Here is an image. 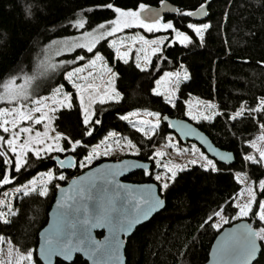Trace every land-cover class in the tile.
I'll use <instances>...</instances> for the list:
<instances>
[{"label":"trees","instance_id":"16d2710c","mask_svg":"<svg viewBox=\"0 0 264 264\" xmlns=\"http://www.w3.org/2000/svg\"><path fill=\"white\" fill-rule=\"evenodd\" d=\"M176 7L178 13L163 17L162 22L172 20L174 27L191 38V43L181 45L173 39L170 29H158L152 33L138 27L127 32L140 31L147 38L166 35L159 54L151 59L148 68H137L133 58L125 64L114 61V53L107 40L97 44L93 53L77 50L59 60H74L76 55L85 56L82 61L63 65L49 78L46 87L36 95L49 93L52 88L63 85L73 96V107H58L55 119L69 135L75 139L83 136L87 127L79 110V100L63 78V73L72 67L88 61L96 51H100L107 64L117 73L114 86L121 93L119 101H107L102 106L93 105L94 118L101 120V125L93 126L91 136H83L82 146L72 152L76 165L72 170L63 171L65 175L61 185H65L80 172L77 164L83 159L86 150L99 143L108 132H116L131 140L139 149L134 158L153 163L151 155L154 147L162 145L171 134L164 117L189 120L185 114L188 100L213 103L219 113L211 121L193 123L209 137L221 150L231 152L234 162L230 166L216 164L217 171L206 170L200 165H193L177 172L168 189H160L165 201L163 210L155 214L148 222L137 227L125 241L126 264H204L212 242L220 229L210 227L208 221L213 212L221 211L229 217L224 225L235 221L231 217L237 212L234 199L241 186L234 173L245 174L255 186L256 200L252 205L249 218L253 228L264 227L258 216L259 201L264 199V189L259 187V180L264 179V164L245 161L244 156L251 152L248 145L259 133V126L264 124V115L245 111L236 119H229L243 105L245 109L255 108L264 98V0H208L207 18L193 21L183 15L193 12L207 0H163ZM124 10H136L141 3L148 7H157L161 0H0V88L12 76L31 73L43 53V48L50 41L78 33L72 26L76 19L84 18L83 30H90L98 24L115 18L112 9L106 5ZM189 22L208 23L205 39L201 41L187 28ZM181 65L187 70L189 79L183 81L177 90V99L170 105L163 95L152 92L155 80L164 72L180 71ZM159 112V129L149 138L132 128L120 116L132 111ZM190 121V120H189ZM191 122V121H190ZM92 125V122H90ZM52 156V155H48ZM122 155L112 156L97 161L95 164L110 160H121ZM257 159L256 161H258ZM0 166V172H4ZM12 166V165H11ZM49 168L55 174L60 170L48 157L36 158L28 153V159L17 174L9 170V183L0 185L1 194L15 186H21L40 172ZM2 178V175H0ZM124 181L132 183L154 182L152 176L143 171L136 172ZM46 197L31 193L19 200L14 199L16 214L9 222L0 223V236L7 237L21 251L33 250L36 264L38 232L47 222V214L53 203L57 188L49 185ZM101 233H97L101 237ZM261 253L254 264H264V241H259ZM55 264H67L56 260ZM70 264H86L81 257H76Z\"/></svg>","mask_w":264,"mask_h":264},{"label":"snow or ice","instance_id":"6c2138e0","mask_svg":"<svg viewBox=\"0 0 264 264\" xmlns=\"http://www.w3.org/2000/svg\"><path fill=\"white\" fill-rule=\"evenodd\" d=\"M163 3V0H161ZM147 5L141 3L139 7L134 11L132 9L124 10L121 7H114L112 3L106 5L107 9H112L115 13V19L107 21L108 27L105 28V24H99L98 28L103 31L97 32L94 28L91 32H84L80 38H69L63 44L60 51L56 52L59 56L61 51L72 52L74 49H86L88 53H93V49L96 48L97 43L104 39L105 36H112L114 33L120 32L122 29H129L134 25L146 30L148 33L154 32L158 29H170L174 33L173 39L179 42L181 45H187L191 43L189 35L185 34L184 31L174 27L172 20L162 22L158 18L157 13H153L156 17L151 21H147L142 18V13L147 9ZM204 4H201L196 12H185L183 15L192 17L200 14L204 11ZM178 11V10H177ZM85 22L82 19H76L72 26L74 28H84ZM187 28L191 29L196 37L201 41L205 39V30L210 28L208 23L203 22H189ZM129 39L135 43L140 41L143 45H152L151 53L156 54L161 52L160 45L164 43L167 37H160L153 40H147L144 36H133ZM83 41V42H79ZM55 43V42H54ZM109 47L115 48L116 56L122 60L125 64L128 63L127 57L129 52L132 50L131 47L127 51H121L120 47L117 46V41L112 40L107 42ZM122 43V42H121ZM141 49L136 52V67L142 71L146 69L147 65L151 63L149 55L145 54L143 59L140 56ZM85 56L76 55L74 60H60L59 65L73 64L75 61H82ZM97 61H101V67L104 72L107 73L108 79L103 92L99 90V87L94 83H80L79 81H88L89 78H93V72H88L87 75H80L85 69L91 67L96 68ZM59 65L50 63L48 67L55 70ZM182 71L176 72H164L159 79L155 80L156 87L152 88V92L157 96L163 95L164 99L168 103H173V96L176 90L179 88L181 80H188V72L180 66ZM74 77L76 78L74 80ZM117 73L108 67L107 63H104V57L100 51L94 53V57L89 59L86 64L82 67H74L71 70L63 73V78L71 84L72 88L75 89V99L79 100V110L83 116V124L87 126L83 130V136H91L93 134V126L101 125V120L94 118L93 105L99 102L100 105H104L105 101H119L121 99V93L117 91L114 86L116 81ZM31 77L25 76L24 83L16 85L14 82L16 77L13 76L11 80L4 85V91L0 92V101H6L9 105L15 102V106L12 107H0V130L4 134H9L7 139L3 135H0V143H6L8 150L15 155L14 168L17 174L22 171V166L25 165L28 159V153L36 158L48 157L49 159L56 160L59 168L63 169L65 164L69 168L74 166V160L69 157L67 160L59 159V156H48L50 153H64L68 151V146L72 149H77L78 146H82V138L70 140L67 136H64L62 132L56 131L52 128V121L56 118L54 113L57 112L58 107L72 108L73 107V96L64 91V86L52 88V97L39 96L38 99H32L29 92V86L31 84ZM168 84L170 87H166L162 92L161 85ZM62 98H57V97ZM47 99H51L52 103H45ZM187 103V102H186ZM31 105V107H29ZM207 109L210 110L211 114L205 112L194 113L189 110L185 114L194 121H211L213 117L217 116L218 113L214 111L216 105L208 103ZM245 111L249 115L252 113H258L264 115V98H261L255 108H247L242 105L229 119H236L244 115ZM33 113H40L38 117L34 116ZM150 117H155L152 120H138L131 121L129 117L136 115L135 112H128L127 115L120 116V120L129 121L133 127L137 125H146L147 127H139L138 131L143 132L146 136L154 132L160 125L159 112H147ZM167 119V117H164ZM27 121L33 124L39 125L43 122V132L36 131L35 135H25L23 142L18 143L21 140L22 134H29L33 131L30 127H19L21 122ZM92 122V125H90ZM171 126V125H169ZM262 131H264V124L261 125ZM182 130L185 131L186 135H194L195 130L188 125H183ZM54 131L55 135L50 136L49 132ZM115 132H108L104 136L103 140L99 144L91 147L90 150H86V154L83 155V159L79 162V167L84 168L86 165L91 164L97 157L108 156L113 145L109 143V138L116 136ZM62 139L66 142L62 146ZM125 139L123 145L120 144L119 139L115 141L116 146L120 147L123 151L125 149L138 152L136 144L131 140ZM259 140L264 141V134L258 137ZM207 143V141H205ZM101 145H104L103 151H101ZM252 147L256 148L255 141L252 142ZM192 151L195 153L198 151L195 145H192ZM214 151V150H213ZM164 153L156 151L155 157L163 156ZM220 160L229 159L228 154L216 153ZM0 157H3L4 163H10L5 151L0 150ZM245 161H253L254 163H264V148L259 149V160H254L252 155L244 156ZM191 165L199 164L203 169H210L212 172L217 171V166L213 163V160L208 159L204 153L199 154V159L193 158L189 161ZM156 167H161L159 160L156 161ZM163 169L170 173L166 175L165 172L158 173L155 176L156 181H163L159 187L161 189H168L170 182L176 178L177 171L182 170L184 166L176 164L165 163L162 165ZM130 168H142L145 175H149V168L147 164H139L135 160H125L122 163L117 164H106L101 165L99 168L93 169L84 176L78 177L73 180V184L79 182V194L81 201L76 202L73 205L72 212L75 214L69 218V214L66 210L59 213V217L54 225L51 227L49 232L44 237V242L40 247V256L44 259L45 264H52V258L54 256L63 257L65 260H71L73 253H83L92 264H120V257L118 250L121 247L122 241L120 240L119 233L125 234L131 229L132 224L138 222L140 218L146 217L151 212L155 211L156 208L160 207L164 201H162L155 194V188L151 184L142 185L139 187H133L132 185L121 184L116 180L123 171H128ZM2 178H0V185L9 183V175L6 172H0ZM43 179L39 187V197H46L49 188L48 183L54 179L53 171L49 168L45 172L38 173ZM63 171L59 172L58 179L65 180ZM102 179L105 181V187L101 189V195L97 197V203L95 208L90 211L89 206L86 203L88 200H92L91 194L92 188L95 187V180ZM237 179H240V175L237 174ZM114 185L111 193L108 192L107 185ZM37 181L35 177L27 181L26 185L16 189L17 193H20L23 189L24 195L37 192ZM59 188V184L55 185ZM259 187L264 189V179L259 180ZM248 193L249 199L247 203L241 205L237 203L236 208L239 209L232 216V219L237 217L249 216V211L252 209L253 201L256 200V194L253 192L252 187L248 186L245 189ZM61 191H64L61 189ZM123 201V205L119 201ZM4 201L0 200V204ZM57 206L60 209L65 208L63 200H57ZM11 209L12 205H8ZM131 208V211H128ZM259 212L255 215L258 216L259 221H264V199L259 201ZM83 213L82 216L79 213ZM4 213L0 212V219H3ZM213 217L217 218L215 223H211L210 227L220 228L221 224L226 223L229 217L222 215L221 211L213 212L212 216L208 217V221H212ZM93 228H106L110 233V238L105 241L94 240L91 236V229ZM243 230V233H238L237 229H232L229 233H225L220 239V243L215 249V255L217 260L215 264H251L254 258L257 256L260 246L258 241H264V227L258 229L253 228L248 224H241L239 226ZM34 254L29 251L27 255H22L17 252L16 264H21L25 261L26 264H32Z\"/></svg>","mask_w":264,"mask_h":264},{"label":"rangeland","instance_id":"374dc122","mask_svg":"<svg viewBox=\"0 0 264 264\" xmlns=\"http://www.w3.org/2000/svg\"><path fill=\"white\" fill-rule=\"evenodd\" d=\"M80 19L84 20V18H80ZM84 22H85V20H84ZM103 24H105V28L108 27L107 22H104ZM98 25L95 26V27H93L90 30H83V28H76L77 31H78V33H76L74 35H71V36H68V37L57 38V39H54V40L50 41L49 43H47L45 45V47L43 48L42 56L37 61L34 70L31 73L20 74L19 78H16V80H15L14 83L16 85L23 84L24 83V77L25 76L31 77L32 79H31V84L29 86V92H30V96H31L32 99H38L39 96L52 97V91H50L49 93H43V94L41 93L39 95H36V94L40 90H42V89H44L46 87V83L48 82V80L52 76V74H54L56 71H58L63 66V65H59V61H60L59 59L61 57L65 56V55L72 54V53H74L77 50H84L86 52H87V50L86 49H79V48H77V49H74L72 52H63V51H61V54L59 56L56 55V52L61 50V48L63 47L64 42L66 40H68L69 38H80V37L83 36V33L84 32H86V31L87 32H91L94 28H96L97 32L103 31L102 29H99L98 28ZM84 27H85V25H84ZM138 27L139 26L134 25L133 27H131L129 29H122L120 32L114 33L112 36H105L104 39H103V40H107V42L112 41V40H116L117 41V46L120 47V50L121 51H127L129 49V47H131L132 50L129 52V56L127 57V59L129 60L130 58H133V61H134L135 65L137 63V60H136V52H137L138 49H141V51H140L141 59H143V56L145 54H147V55H149L150 61H151V59H152L153 56H155V55H157L159 53L152 54L151 53V47H152V45H150V44L149 45H143L140 41H136L135 43H133L129 39V37H133V36H144L145 39H147V40H153V39H157V38H160V37H167V39H168V36H166V35H159V36H156V37L147 38L140 31H133V32H127L126 31V30H130L132 28H138ZM103 40H101V41H103ZM101 41H99L98 43H100ZM165 41H164V43H165ZM79 42H83V41H79ZM164 43L160 45L161 50H162V47H163ZM108 46H109V44H108ZM110 48H111V50L113 51V53L115 55V48H113V47H110ZM93 57H94V55L91 58H93ZM50 63H55V64H57L59 66L55 70H53L50 67H48V65ZM86 63H87V61L84 62V63H81V64H79L77 66H74V67H82ZM101 63H102L101 61H97V65H96V68L95 69L89 67V68L85 69V71L83 73L80 74V75H87L88 72H93V78H89L88 81H79V80H77V82H80V83H94V84H96L99 87V90L101 92H103L104 89H105V85H106L108 76H107V73H105L104 70H103V68L101 67ZM104 63H107L105 59H104ZM149 64L147 65L146 68H148ZM74 67H72V68H74ZM108 67H110V66L108 65ZM180 71H182V70H180ZM174 72H176V71H174ZM12 77H10L9 79H7L6 82L1 86L0 92H3L4 91V85L7 84L11 80ZM75 79L76 78L74 77V80ZM183 81H185V80H181V83ZM68 85L70 86L71 91L75 94V89L72 88L71 84L68 83ZM59 86L60 85H58L56 87H59ZM170 86L171 85H168V84H162L160 90L163 92L166 87H170ZM155 87H156V84H155ZM177 90H176V92H175V94L173 96L174 103H175V101L177 99ZM64 91H66L65 87H64ZM57 98H62V97H59L58 96ZM105 102H107V101H105ZM45 103L51 104L52 101H51V99H47L45 101ZM208 103H210V102L193 100V99L188 100L187 103H185V108H186L185 111L187 112V111L191 110L194 113H199V112H202L203 111L206 114H211L210 110H208L207 107H206V105ZM169 104L170 105H174L173 103H169ZM12 106H15V102H13L12 105H9L6 101H0V107H12ZM29 107H31V105H29ZM214 111H216L217 113H219V110H218L217 106H216V109ZM132 112H135L136 113V115H134L132 117H129V120H131L133 122L138 121V120H152V121H154L156 119L155 117L148 116L146 114L147 111H139V110H136V111H132ZM33 115L36 116V117H38L40 115V113H33ZM186 117L192 123H199V122H202L203 121V120L194 121V120H192L187 115H186ZM51 123H52V128H54L56 131L62 132V134L64 136H67L68 139H70V140H74L75 139L74 137H72L71 135H69L68 132L65 130V128L61 124H59L56 120H53ZM127 123L132 128H134L136 131H138V128L139 127H147L146 125H137V127H133L132 124L129 123V121H127ZM19 127H30L31 129H33V131L31 133H29V134H22V138H21L20 141H18V143H22L23 142V137L25 135H33L34 136L36 131L43 132V130H44V128H43V122L40 123L39 125H37V124H33V123H30V122H27V121H23V122H21V125H19L16 130H19ZM158 127H157V129L154 132H151V134L148 135V136H146L143 132H140V131H138V132H140L144 137L149 138V137H151L159 129ZM262 134H264V131H262L261 125H260L259 126V133H258V135L256 136L255 139H253L252 141H250L248 143V145H249V147L251 149V152L248 155H252L254 157V160L259 159V149L260 148H264V141L258 139V137L260 135H262ZM0 135H3L5 137V139H7V137H8L9 134H4L2 132V130H0ZM49 135L50 136H54L55 135V132L54 131H50L49 132ZM124 138L125 137L121 136L118 133H117L116 136L110 137L108 142L113 145V149H112L111 153L108 156H100V157H97V159H95L91 164L86 165L84 168L79 167V162L82 160L81 159L78 162V164H77V167H78L79 172H82L85 169L90 168L91 166L94 165V163H96L97 161L102 160L104 158L107 159V158H110V157L116 156V155H122L124 158L125 157H136L138 155V152H133V151H130V150H127V149H125V150L122 151L120 149V147H117L116 146L115 141L117 139H119L120 144L123 145L125 143V139ZM253 141H255V143L257 145L256 148H253L252 147V142ZM65 143L66 142L62 139V141H61L62 146H64ZM99 143H97V144H99ZM192 145H195L196 146V149L198 150L195 153H193V151H192ZM90 148H89V150H90ZM103 148H104V145H101V151H103ZM0 150L5 151V154L7 155L8 160L10 161V163H4L3 162V157H0V166L5 165L4 166V172H6L9 175L10 168H12L14 171H16L15 168H14L15 155L12 154L10 152V150H8L6 143H0ZM74 150L75 149H72L71 146H68V151H66L64 153H59V154H57V153H50L48 155H52V156H54V155L66 156L68 154H72V152ZM156 151H160V152L164 153V155L163 156H160V157H155L154 156V153ZM201 152L204 153L203 150H201V148L198 147L196 144L190 143V142H188L186 144H182L174 134H169L166 137V140H165V142L162 145H159V146L154 147V151H153V153L151 155V159H152V163H153V169L151 171H149V173L152 176L154 182L156 184L160 185L163 181H156L155 180V176L158 173H161V172H165L166 175H170V173H167L163 169V167H162L163 164L168 163L170 165L171 164L181 165V166H184L183 169H187L190 166H193V165H191L189 163V161L191 159H193V158L199 159V154ZM204 155L206 156L205 153H204ZM157 160L160 161L161 167H156V161ZM213 163H215V162L213 161ZM197 165H199V164H197ZM179 171H181V170H178L177 172H179ZM237 174L240 175V179L239 180L237 179ZM53 176H54V179L48 183V186L51 185V184L54 185L55 188H57L55 186L56 184H59V186H62L60 184L61 183V180L58 179L59 174H55L53 172ZM34 177H35V179L37 181V185H36L37 192L36 193H38L39 187L41 185V181H42L43 178L41 176H39L38 174L35 175ZM234 177H235L236 181L241 186L238 194L236 195V197L234 199V204L236 205L237 203H239V204L243 205V204L247 203V200L249 199L248 193H247V191L245 189L248 186H251L253 192L255 193L256 192L255 186L253 185V183L248 179V177L245 174L237 173L236 172V173H234ZM26 184H27V182L24 183L23 185H26ZM19 187H21V186L11 187V188L5 190L1 194L0 200L4 201V203L3 204H0V212H3L4 213V217H3V219H0V223L9 222L10 217H12L14 214H16V209L14 208V205H13L14 199L19 200L23 196H26L23 193V189H22V191L20 193H17L16 192V189L19 188ZM161 190H163V189H161ZM253 203H254V201H253ZM9 204L12 205L11 209H9V207H8ZM237 211H239L238 208H237ZM259 211H260V209H258V212ZM249 213H250V211H249ZM248 218H249V216H247V217H237L236 219H231V220L232 221H238V220H243V219H248ZM216 219L217 218L214 217V222L213 223L216 222ZM261 222L264 225V221H261ZM226 223L221 224V227L218 228V229H222ZM29 251H31L33 253V250H28V251H25V252L21 251L15 244H13L10 241L9 238L0 236V264H16L17 252H19L22 255H27V253ZM21 264H26V262L25 261H22ZM32 264H36V262L34 260V256H33Z\"/></svg>","mask_w":264,"mask_h":264},{"label":"water","instance_id":"95a60500","mask_svg":"<svg viewBox=\"0 0 264 264\" xmlns=\"http://www.w3.org/2000/svg\"><path fill=\"white\" fill-rule=\"evenodd\" d=\"M207 3H208V0L204 4L205 7H204V11L202 13L194 15V16L189 17V18H191L193 21L205 20L207 18V14H208ZM196 10L193 12H196ZM153 13H157L158 18L160 20H162L163 17H165V16L177 14L178 11H177L175 6H173L167 2H163L157 7H147V9L142 13V18L146 19L147 21H151L152 19L156 18L153 16ZM162 122L166 124L167 129L170 131V133L174 134L182 144H186L188 142L196 144L198 147L201 148V150H203V152L206 154V156L209 159L213 160L217 164H221L224 166H230L233 164L234 155L231 152L221 150L218 147H216L211 142L209 137L206 136L201 130H199L189 120L180 119V118H169V119L163 118ZM169 125H171V126H169ZM183 125L190 126L192 129L195 130L196 134L186 135L185 131L182 130ZM205 141H207V143H205ZM217 152L228 154L229 159H226L223 161L220 160L219 156L216 155ZM54 156H56V155H54ZM69 157H72L74 160V166L71 168H69L67 166V164H65L64 168L60 169L57 161L53 160V159L52 160L55 163L56 167H58L62 171L72 170L76 165L75 158L72 154H68V155L63 156V157L59 156V159L67 160ZM125 160H135L139 164H147L149 170L151 169V164L149 162L140 161L134 157H125L121 160H115V161L105 160V161H101V162L91 166L90 168L85 169L84 171L80 172L77 176L70 178L65 185L57 188V190L55 192L53 203H52V205L48 211V214H47V222H46L45 226L38 232V235H37L38 241H37V246L35 249V254H36V258L38 259V261L41 264H45L44 259L40 256L41 244L44 242V237L46 236V234L49 232L51 227L57 221V219L59 217V213L63 210H66L69 214V218H71L73 215H75L72 212L73 205L76 202H84V201H81V198H80L79 182L74 185L73 180H76L80 176L86 175L88 172H91L95 168H99L101 165L122 163ZM139 171H143V169L142 168H130L128 171H123L118 176H116V180L121 184L132 185L133 187H139L142 185L151 184L155 188L156 196L159 197L162 201H164V199L160 195V187L155 182L132 183V182L124 181V178H126V177H128V176H130L136 172H139ZM104 187H105V181L104 180H102V179L95 180V187L92 188V192H91L93 199L86 201V203L89 206L90 211H92L95 208V205L97 203L96 198L101 195L100 190L103 189ZM113 187H114V185H111V184L107 185V189H108L109 193H111ZM61 189H63L64 191H61ZM57 200H63L64 201V204H65L64 209L58 208ZM119 203L121 205H123L122 200H120ZM164 206H165V201L160 207L156 208L155 211L151 212L146 217L140 218L138 220V222L133 223L131 229L128 231L127 234H125L123 232L119 233L120 240L122 241L121 247L118 250V254L120 257V264H126V258H125V241H126V239H128L134 233V231L137 227L148 222L155 214H157L161 210H163ZM128 211L130 212L131 208H128ZM79 215L82 216L83 213L81 212V213H79ZM241 224L250 225L246 219H243V220L235 221L232 224H230L229 226H225L222 229H220V231L218 232V234L216 235V237L214 238V240L212 242V245H211L209 253H208V259L204 264H215V262L217 260V257L215 255V249H216L217 245L220 243L221 237H223L225 235V233H229L234 228L237 229L238 233L242 234L243 230L239 228V226ZM97 233H101L102 234L101 237H98ZM91 236L94 240L103 242L106 239L110 238V233H109L108 229H106V228H93V229H91ZM258 245L260 246V250L258 251L257 256L254 258V260L251 262V264H254L257 261L259 255L261 253V245H260L259 241H258ZM77 256L81 257L82 260L86 262V264H92V261L89 260L86 256H84L83 253H73L71 260H65L63 257L54 256L52 258V264H55L56 260L70 264L75 260V258Z\"/></svg>","mask_w":264,"mask_h":264},{"label":"built area","instance_id":"2783aa9c","mask_svg":"<svg viewBox=\"0 0 264 264\" xmlns=\"http://www.w3.org/2000/svg\"><path fill=\"white\" fill-rule=\"evenodd\" d=\"M122 61V60H120L117 56H116V54L114 55V61Z\"/></svg>","mask_w":264,"mask_h":264},{"label":"flooded vegetation","instance_id":"af4514ba","mask_svg":"<svg viewBox=\"0 0 264 264\" xmlns=\"http://www.w3.org/2000/svg\"><path fill=\"white\" fill-rule=\"evenodd\" d=\"M61 157H63V156H61ZM149 171H151V169Z\"/></svg>","mask_w":264,"mask_h":264}]
</instances>
